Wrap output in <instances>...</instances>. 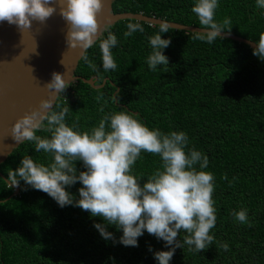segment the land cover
I'll list each match as a JSON object with an SVG mask.
<instances>
[{
  "label": "trees",
  "instance_id": "16d2710c",
  "mask_svg": "<svg viewBox=\"0 0 264 264\" xmlns=\"http://www.w3.org/2000/svg\"><path fill=\"white\" fill-rule=\"evenodd\" d=\"M195 2L115 0L112 11L202 28L191 11ZM218 4L216 21L227 17L232 22L231 31L224 32L258 42L264 32V9L257 8L256 0H218ZM137 22L144 31L125 38L127 25ZM159 26L134 19L107 25L84 51L75 70V75L85 79L96 77L95 85L107 81L100 88L81 79L69 83L52 110L69 107L66 122L78 125L79 131L98 126L106 114L127 110L149 129L186 133V151L195 148L208 157L204 170L215 177L217 221L210 230L214 241L207 249L176 248L169 264H264V60L253 55L247 44L219 37L209 44L193 39L196 32L170 28L161 34L171 41L163 50L169 64L153 71L147 64L152 51L149 37L159 32ZM109 31L118 41L111 49L117 68L104 71L99 45ZM84 55L97 65L96 71ZM36 134L51 135L44 129ZM25 155L45 165L53 159L50 153L36 152L33 142L24 141L0 163V173L10 182ZM74 163L77 174L86 171L82 161ZM162 163L159 155L142 151L132 174L143 184L162 169ZM82 186L78 181L66 190L78 200ZM18 187V193L11 196L14 188L0 177V264H158L154 253L174 247H166L146 230L137 247L124 246L118 242L122 230L115 225L107 226L115 242L105 240L94 226L105 223L102 217L74 205L60 207L23 180ZM241 208L247 209L251 226L233 216ZM185 235L182 230L177 239L183 243ZM225 243L227 251L222 247Z\"/></svg>",
  "mask_w": 264,
  "mask_h": 264
},
{
  "label": "clouds",
  "instance_id": "9594fccd",
  "mask_svg": "<svg viewBox=\"0 0 264 264\" xmlns=\"http://www.w3.org/2000/svg\"><path fill=\"white\" fill-rule=\"evenodd\" d=\"M59 3L60 15L68 24L69 47L79 46L83 52L91 48L102 32L97 19L104 8L102 0H59ZM51 5L52 0H0V22L6 21L20 30L31 28L32 21L44 23L56 12ZM256 6L264 9V0H256ZM218 7V0H196L191 11L204 31H197L193 39L211 44L218 37L223 39L222 32L231 31L230 18L216 21ZM171 27L168 22L161 21L159 32L149 37L152 51L147 64L153 71L169 64L163 50L171 41L161 34L169 32ZM127 29L125 38L136 31H144L138 22L129 23ZM117 43L111 31L100 42L104 71L117 68L111 51ZM253 55L264 60V32L259 35ZM83 59L93 71L97 70V65L86 55ZM68 87L60 73H52L47 88L59 94ZM52 109L51 99L42 100L40 109L25 113L12 126L14 140L33 142L36 152L50 153L53 158L45 165L25 155L20 166L11 173L12 185L19 186L23 180L48 194L60 207L74 205L89 211L93 217H102L105 223L94 226L105 240L115 242L113 234L107 230L108 225H115L122 230L118 242L124 246L137 247L138 238L145 230L163 240L166 247L174 245L168 251L154 253L158 264H169L176 248L187 245L189 250L201 252L213 243L210 230L217 221L213 199L215 177L204 170L209 163L206 155L195 148L186 151V133L165 134L159 129H149L127 110L106 114L98 126L90 131H79L78 125L70 126L66 122L69 107L60 111ZM99 110L103 112L104 109ZM41 129L50 132V137L37 135ZM142 151L159 155L163 162L162 169H157L143 184L141 178L132 174V166ZM77 160L83 162L86 171L77 174L74 163ZM78 181L83 186L78 190L80 198L74 200L66 187ZM233 216L241 224L251 226L246 208L233 212ZM182 230L187 233L183 243L177 239ZM222 247L228 250L226 243Z\"/></svg>",
  "mask_w": 264,
  "mask_h": 264
},
{
  "label": "water",
  "instance_id": "95a60500",
  "mask_svg": "<svg viewBox=\"0 0 264 264\" xmlns=\"http://www.w3.org/2000/svg\"><path fill=\"white\" fill-rule=\"evenodd\" d=\"M113 1L102 0L104 8L97 16L102 31L107 25L124 19L155 25L165 21L141 13H114ZM51 6L56 8V12L44 23L32 21L28 29L20 30L16 25L0 22V163L21 144L11 134L14 123L25 113L40 109L42 100L51 99L55 104L59 94L47 88L53 72L60 73L68 84L81 79L94 88H100L107 81L104 79L101 84L95 85L96 77L85 79L75 75L78 62L84 54L83 49L79 46L69 47L66 40L68 24L60 15L59 0H52ZM166 22L172 25V29L196 33L204 31L193 25ZM220 36L247 44L251 48L256 46L255 42L228 32H222ZM0 177L14 188L11 196H15L19 187L12 185L1 173Z\"/></svg>",
  "mask_w": 264,
  "mask_h": 264
}]
</instances>
